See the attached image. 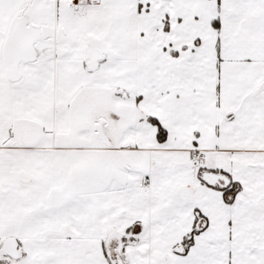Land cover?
<instances>
[{
	"label": "snow or ice",
	"instance_id": "obj_1",
	"mask_svg": "<svg viewBox=\"0 0 264 264\" xmlns=\"http://www.w3.org/2000/svg\"><path fill=\"white\" fill-rule=\"evenodd\" d=\"M0 264H264V0H0Z\"/></svg>",
	"mask_w": 264,
	"mask_h": 264
}]
</instances>
